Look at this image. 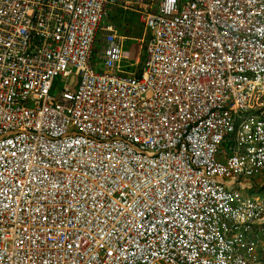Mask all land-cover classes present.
Returning a JSON list of instances; mask_svg holds the SVG:
<instances>
[{"label": "built area", "instance_id": "obj_1", "mask_svg": "<svg viewBox=\"0 0 264 264\" xmlns=\"http://www.w3.org/2000/svg\"><path fill=\"white\" fill-rule=\"evenodd\" d=\"M262 173L264 0H0V264H264Z\"/></svg>", "mask_w": 264, "mask_h": 264}, {"label": "rangeland", "instance_id": "obj_2", "mask_svg": "<svg viewBox=\"0 0 264 264\" xmlns=\"http://www.w3.org/2000/svg\"><path fill=\"white\" fill-rule=\"evenodd\" d=\"M110 7V8H109ZM108 7V17L115 25L116 30L119 34L127 36L125 40V48L130 51V59L127 61V64L135 63L137 58H143L145 52L146 38L144 35V27L141 20L135 19V13L132 10H124L123 7L110 4ZM111 7L118 8L119 10L114 11L115 13H109ZM127 12L126 20H131L129 23L122 21L123 12ZM133 12V13H131ZM116 17V19H115ZM145 36V37H144ZM131 68V67H130ZM99 70H105V67L100 66ZM72 78H66L60 76L57 80V88L62 89L64 86L69 85V82ZM244 182L250 187L247 188L245 192L250 193L256 197H264V173L255 177L254 179H243Z\"/></svg>", "mask_w": 264, "mask_h": 264}, {"label": "crops", "instance_id": "obj_3", "mask_svg": "<svg viewBox=\"0 0 264 264\" xmlns=\"http://www.w3.org/2000/svg\"><path fill=\"white\" fill-rule=\"evenodd\" d=\"M110 8V7H109ZM126 8H124V10H125ZM117 10H119L118 8H114V7H111V9H109V13L111 12V13H115L114 11H117ZM126 10H129V9H126ZM125 10V11H126ZM123 12L122 14H123V17H122V21H124L125 23H129L130 22V20H131V16H130V18H129V20H126V15H127V12ZM131 13H133V12H131ZM135 13V19H137V20H139L140 21V18H139V16H138V14L136 13V12H134ZM109 18V17H108ZM115 19H116V17H115ZM109 20H110V18H109ZM111 21V20H110ZM112 22V21H111ZM142 22V21H141ZM142 24H143V22H142ZM143 27H144V24H143Z\"/></svg>", "mask_w": 264, "mask_h": 264}, {"label": "trees", "instance_id": "obj_4", "mask_svg": "<svg viewBox=\"0 0 264 264\" xmlns=\"http://www.w3.org/2000/svg\"><path fill=\"white\" fill-rule=\"evenodd\" d=\"M147 40V39H146ZM144 57H145V53H144V55H143V58H141L142 60L144 59Z\"/></svg>", "mask_w": 264, "mask_h": 264}]
</instances>
